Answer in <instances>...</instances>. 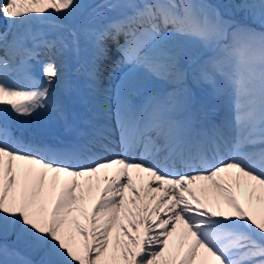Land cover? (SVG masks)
<instances>
[{"label":"snow or ice","instance_id":"1","mask_svg":"<svg viewBox=\"0 0 264 264\" xmlns=\"http://www.w3.org/2000/svg\"><path fill=\"white\" fill-rule=\"evenodd\" d=\"M237 7L264 29V0ZM0 16L2 264H264V30L206 0H0ZM42 113L69 135L30 133Z\"/></svg>","mask_w":264,"mask_h":264},{"label":"bare ground","instance_id":"2","mask_svg":"<svg viewBox=\"0 0 264 264\" xmlns=\"http://www.w3.org/2000/svg\"><path fill=\"white\" fill-rule=\"evenodd\" d=\"M257 1V0H255ZM8 21L3 18L2 16H0V31H3L6 26L8 25ZM9 39H11V36H9ZM123 42V41H122ZM30 46V45H29ZM108 48H109V56L108 59L105 60L103 62V74L101 77V87L102 88H106V89H110L111 95H114L115 93V89H116V85L119 84L120 82V76L122 74V69L120 68H114V62L115 60L119 59V53L116 52L115 47L112 49V42L108 41ZM3 53V49L0 48V56H2ZM43 57V59H42ZM44 58H47L43 52H41L40 56L38 57L39 60H44ZM30 63L36 65V61H30ZM39 66V65H38ZM76 66V60L74 57H72L70 59V70L73 76V79L76 78L75 76V69ZM40 67V66H39ZM112 67V71L113 73L111 74V76H109V73L107 72V69L109 71V69ZM39 69L37 71V75H39ZM78 79H82V76L79 77ZM23 83V81H21ZM224 109L226 108V110H228L227 106L223 107ZM222 113H226L223 109H220L219 114L221 115ZM28 123L25 125L28 129V131L30 133L35 134L37 137H41L50 141H55L57 138H64L65 136L69 135L68 133L64 132V130L55 125L52 124L48 119H44L42 120L40 117L34 116L31 119H27ZM215 121L218 123V119H215ZM5 237V239L9 240H13L12 239V234H9L7 236H3Z\"/></svg>","mask_w":264,"mask_h":264},{"label":"rangeland","instance_id":"3","mask_svg":"<svg viewBox=\"0 0 264 264\" xmlns=\"http://www.w3.org/2000/svg\"><path fill=\"white\" fill-rule=\"evenodd\" d=\"M206 2L208 4L213 5L219 11L221 17H223L225 20H234L239 23L246 24L248 27L254 28L257 31L264 30V29H261L260 25L252 19V16L250 13H248L246 10H243L237 7V5H240L245 2L247 3L257 2L255 0H206ZM84 55L85 54L83 53L81 54L82 59H84ZM188 83H189V87H192L194 90H198L196 89V86L191 83L190 80ZM221 106H226V104H221ZM224 111L226 113L223 115H230V113L228 112V110H226V108L224 109ZM12 239L13 240L8 241L7 239H5V237L0 236V248L7 246V248L11 251L15 245L14 235H12ZM15 250L20 251L24 255H27V253H25L24 250L18 245L15 246ZM8 258L10 260L16 259L15 256H10ZM29 258L33 260H38L40 257L38 255H31ZM2 260H3V257L0 256V264H2Z\"/></svg>","mask_w":264,"mask_h":264}]
</instances>
